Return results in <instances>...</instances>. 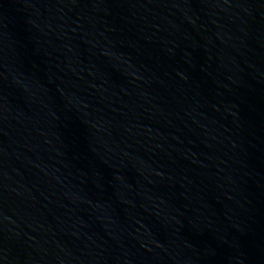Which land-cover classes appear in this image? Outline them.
<instances>
[{
  "label": "water",
  "instance_id": "95a60500",
  "mask_svg": "<svg viewBox=\"0 0 264 264\" xmlns=\"http://www.w3.org/2000/svg\"><path fill=\"white\" fill-rule=\"evenodd\" d=\"M0 264H264V0H0Z\"/></svg>",
  "mask_w": 264,
  "mask_h": 264
}]
</instances>
